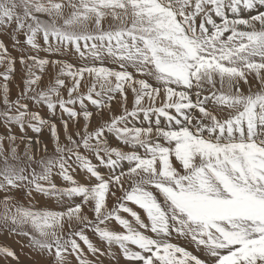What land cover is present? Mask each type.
Segmentation results:
<instances>
[{"label":"snow or ice","instance_id":"1","mask_svg":"<svg viewBox=\"0 0 264 264\" xmlns=\"http://www.w3.org/2000/svg\"><path fill=\"white\" fill-rule=\"evenodd\" d=\"M0 68L30 264H264V0H0Z\"/></svg>","mask_w":264,"mask_h":264},{"label":"rangeland","instance_id":"2","mask_svg":"<svg viewBox=\"0 0 264 264\" xmlns=\"http://www.w3.org/2000/svg\"><path fill=\"white\" fill-rule=\"evenodd\" d=\"M247 13H244V16L247 17ZM9 49L10 51L11 49V44H9ZM12 54L14 56L19 57V53L12 51ZM45 55V54H42ZM17 71H19L20 69V64H19V60H17V65H16ZM0 71H3L2 68H0ZM48 77L45 76V80H47ZM0 82H2V80H0ZM19 80L17 79L16 82L14 83H10V88H11V98L15 99L16 95H17V84H19ZM22 87V84H21ZM86 90V89H85ZM31 108V106H30ZM31 110H36V109H31ZM41 111L42 115L47 116V109L46 108H42L39 109ZM31 134V133H30ZM42 136L47 140L48 139V134L47 133H43ZM116 142L113 141V144H115ZM50 150H51V145H50ZM57 184H61L62 181L57 178L56 180ZM20 202L27 207L28 206V201L24 200L22 197L19 198ZM38 204V205H37ZM36 206L40 208H48L51 210H59V206L53 201L50 200L47 197H43V196H37V203ZM0 211H2V207H0ZM87 215H89V217H91L93 214L91 212H87ZM126 215V214H125ZM90 238L93 239V241L95 242L96 237L93 236L91 233H88ZM0 246H6L9 247L11 249H13L17 255L20 258L21 264H30V261L33 258L32 252L31 250L27 247V240L23 237H18V236H14L6 231L0 230ZM8 261V264H15L14 261H11V258H0V264H5V261ZM25 262V263H24Z\"/></svg>","mask_w":264,"mask_h":264},{"label":"bare ground","instance_id":"3","mask_svg":"<svg viewBox=\"0 0 264 264\" xmlns=\"http://www.w3.org/2000/svg\"><path fill=\"white\" fill-rule=\"evenodd\" d=\"M38 205V204H37ZM40 207V206H39ZM25 263V262H24ZM11 264V263H10ZM13 264V263H12Z\"/></svg>","mask_w":264,"mask_h":264}]
</instances>
